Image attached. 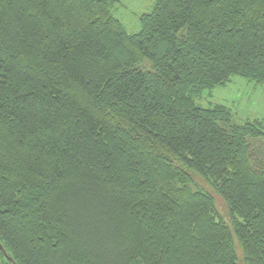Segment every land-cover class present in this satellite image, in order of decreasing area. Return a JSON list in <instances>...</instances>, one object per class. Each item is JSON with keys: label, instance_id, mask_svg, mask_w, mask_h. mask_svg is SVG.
<instances>
[{"label": "trees", "instance_id": "obj_1", "mask_svg": "<svg viewBox=\"0 0 264 264\" xmlns=\"http://www.w3.org/2000/svg\"><path fill=\"white\" fill-rule=\"evenodd\" d=\"M116 2L0 0V264H264V0Z\"/></svg>", "mask_w": 264, "mask_h": 264}, {"label": "rangeland", "instance_id": "obj_2", "mask_svg": "<svg viewBox=\"0 0 264 264\" xmlns=\"http://www.w3.org/2000/svg\"><path fill=\"white\" fill-rule=\"evenodd\" d=\"M155 0H117L112 7L113 15L122 23L127 33L139 29V16L149 12ZM200 105L221 103L232 112L236 122L260 120L264 126V84H255L240 76H232L229 83L215 87L210 95H204L198 101ZM193 187L211 194L219 215L228 219V208L220 195L200 176L193 175ZM237 264H243L242 250L236 246Z\"/></svg>", "mask_w": 264, "mask_h": 264}, {"label": "water", "instance_id": "obj_3", "mask_svg": "<svg viewBox=\"0 0 264 264\" xmlns=\"http://www.w3.org/2000/svg\"><path fill=\"white\" fill-rule=\"evenodd\" d=\"M0 250H2V247H1V245H0ZM8 260H11V258H8Z\"/></svg>", "mask_w": 264, "mask_h": 264}]
</instances>
